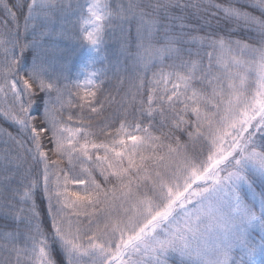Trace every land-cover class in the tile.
Returning a JSON list of instances; mask_svg holds the SVG:
<instances>
[{"label": "snow or ice", "instance_id": "1", "mask_svg": "<svg viewBox=\"0 0 264 264\" xmlns=\"http://www.w3.org/2000/svg\"><path fill=\"white\" fill-rule=\"evenodd\" d=\"M0 264H264V0H0Z\"/></svg>", "mask_w": 264, "mask_h": 264}, {"label": "trees", "instance_id": "2", "mask_svg": "<svg viewBox=\"0 0 264 264\" xmlns=\"http://www.w3.org/2000/svg\"><path fill=\"white\" fill-rule=\"evenodd\" d=\"M219 2H224V0H219ZM114 48H115V44L110 42L108 46V51L110 54L112 53ZM71 52H72V55L70 57L71 63H70V73L69 74L72 79H76L77 75L79 74L81 70V66L83 65L85 61L87 49L81 48L79 46H71ZM10 130L14 131L15 129H10Z\"/></svg>", "mask_w": 264, "mask_h": 264}, {"label": "rangeland", "instance_id": "3", "mask_svg": "<svg viewBox=\"0 0 264 264\" xmlns=\"http://www.w3.org/2000/svg\"><path fill=\"white\" fill-rule=\"evenodd\" d=\"M88 56H89V52H88V50H87L84 63L87 61ZM84 63H83V64H84ZM254 235L259 236V229H256V230L254 231ZM260 258H261V257H259V256L257 257V259H260Z\"/></svg>", "mask_w": 264, "mask_h": 264}]
</instances>
